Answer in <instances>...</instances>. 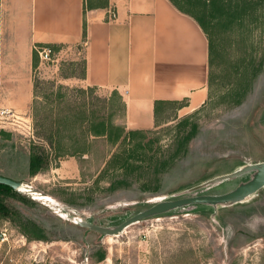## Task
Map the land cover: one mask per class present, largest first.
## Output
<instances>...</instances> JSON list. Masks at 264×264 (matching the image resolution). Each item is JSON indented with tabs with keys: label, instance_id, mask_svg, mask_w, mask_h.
Here are the masks:
<instances>
[{
	"label": "rangeland",
	"instance_id": "obj_1",
	"mask_svg": "<svg viewBox=\"0 0 264 264\" xmlns=\"http://www.w3.org/2000/svg\"><path fill=\"white\" fill-rule=\"evenodd\" d=\"M248 1L253 2L247 9L250 15L241 24L230 25L218 15L211 20L215 62L206 101L195 109L169 104L156 126L140 137L146 156L161 159L165 167L106 168L124 144H113L105 136L89 137V154H51L54 167L60 159H76L77 175L65 180L67 185L51 181L32 190L55 194L68 217L21 191L3 197L10 214L0 217V231L6 229L8 236L0 247L3 264H11L10 257L16 255L30 264H264V187L239 201L213 207L191 204L147 217L116 233L69 219L76 215L112 229L157 202L156 197L221 194L251 178L252 166L264 161V0ZM175 2L189 8L184 0ZM52 59L40 60L35 71L39 114L51 111L57 116L72 105L76 118L87 103L112 123L124 125L116 96L96 88L82 92L88 86L80 82V45L61 46ZM246 65L248 74L242 76ZM29 116L34 134L30 143L47 147L36 136L32 111ZM75 118L71 117L77 125ZM75 136L78 144L87 143L88 136ZM242 166L249 168L223 181ZM15 232L23 235L18 251L8 249Z\"/></svg>",
	"mask_w": 264,
	"mask_h": 264
},
{
	"label": "crops",
	"instance_id": "obj_2",
	"mask_svg": "<svg viewBox=\"0 0 264 264\" xmlns=\"http://www.w3.org/2000/svg\"><path fill=\"white\" fill-rule=\"evenodd\" d=\"M54 44L80 45L85 61L80 82L116 91L125 104L127 129L154 128L155 107L160 119L169 104L195 109L207 99V37L170 0H0V107L31 113L37 50ZM30 142L0 125V175L32 188L77 175L73 157L31 175ZM15 234L8 249L18 251L23 235ZM6 240L5 229L0 247Z\"/></svg>",
	"mask_w": 264,
	"mask_h": 264
},
{
	"label": "trees",
	"instance_id": "obj_3",
	"mask_svg": "<svg viewBox=\"0 0 264 264\" xmlns=\"http://www.w3.org/2000/svg\"><path fill=\"white\" fill-rule=\"evenodd\" d=\"M170 1L177 7V9L193 17L207 37L209 81V78H211V67L215 62V46L211 20L218 15L223 19V21H226L230 25L235 23L241 24L248 17V15H250L247 12V9L250 8V3L253 2L248 0H184L187 6H189V8H184L177 4L175 0ZM88 7H92V4H88ZM61 46L62 45L54 44L49 45L48 48H50L52 54H54V51L58 50ZM241 73L242 76H246L248 74L247 65ZM84 74L85 61L83 59V71L80 77H83ZM93 89H95V87L88 86L87 90H82V92L92 91ZM36 91L37 80L35 78V97ZM236 94H238V87ZM113 95L119 99L120 109L122 110L124 116L125 104L121 96L116 91L111 92V96ZM110 100L111 98L108 101L112 102ZM35 103L36 101L34 98L31 111L33 121L35 123L34 126L37 131L36 136L39 141L46 143L47 147L42 144L37 145L35 143L30 145L29 170L31 175H34L49 166V163L52 160L51 154H54V158H61L66 155L76 156L79 154H89L86 147L89 145V137L91 135L105 136L108 138L107 140L113 139V144H116L117 142L124 144V147H122L120 151L114 152L107 160L106 168L137 171L142 168L148 169V167L153 169H163L166 165L165 162L159 158L153 159L152 157L146 156V152L140 143V137H143V133L149 130L127 129L125 125L114 124L107 120L106 116L100 114L97 110L88 108L87 103H85L86 106L84 105V109L82 107L80 108L76 118L75 112L71 114V111L74 110L72 105H68L66 109L61 110L63 113L58 112L57 116L53 115L52 117L51 111H43L39 114V109L36 107ZM67 112H70V114H67ZM158 112V108L155 107L157 121L159 120ZM71 117L78 120L79 123L75 125V121L74 119H71ZM78 133L88 136V144L81 141L80 138L79 141H81V143L78 144V141L75 138V135ZM73 134L74 137H72ZM65 136L69 139V142L67 143L63 141ZM147 162L148 165L146 164ZM16 194L17 192L10 186L0 183V217L4 218L10 215L9 207L3 201V197H13ZM192 205H207L213 207V205L206 203H196Z\"/></svg>",
	"mask_w": 264,
	"mask_h": 264
},
{
	"label": "water",
	"instance_id": "obj_4",
	"mask_svg": "<svg viewBox=\"0 0 264 264\" xmlns=\"http://www.w3.org/2000/svg\"><path fill=\"white\" fill-rule=\"evenodd\" d=\"M252 167L254 169V173L252 174L249 180L238 184L235 188L225 193L199 194V195L179 197L176 199H166L165 197H162L147 209H144L143 211L134 214L133 216L129 217L119 225L114 226L112 229H107L101 226L92 225L83 220L76 219L77 225L84 226L101 232L116 233L122 231L126 226L138 222L144 218L155 216L157 214H161L186 205H191L196 203H206L214 206L224 201H239L244 197H246L247 195L255 193L256 191L264 187V161ZM248 168L249 166H242L234 170L231 174L224 177H227V179H233L239 176L240 174L244 173L245 171H247L246 169ZM0 183L10 186L15 191H20L19 185L21 184V182L19 181L0 175ZM69 219L72 221L74 218L73 216H70Z\"/></svg>",
	"mask_w": 264,
	"mask_h": 264
},
{
	"label": "built area",
	"instance_id": "obj_5",
	"mask_svg": "<svg viewBox=\"0 0 264 264\" xmlns=\"http://www.w3.org/2000/svg\"><path fill=\"white\" fill-rule=\"evenodd\" d=\"M108 15L111 19L115 18V12L110 9L108 11ZM38 51L39 58L41 61H52V51L48 47L41 48ZM0 125L2 127L9 128L12 131L18 132L25 138L31 139L34 137L33 134V124L31 117L28 114L17 112L11 108L0 107ZM24 190L21 192L30 195L32 199H34V192L32 189V185L25 184ZM68 213V212H67ZM73 220L75 224H77V220H82V218L73 215ZM2 239L1 241H3ZM23 245V244H22ZM11 264H30L24 261L21 256L16 255V257H10ZM0 264H3V261L0 260Z\"/></svg>",
	"mask_w": 264,
	"mask_h": 264
},
{
	"label": "bare ground",
	"instance_id": "obj_6",
	"mask_svg": "<svg viewBox=\"0 0 264 264\" xmlns=\"http://www.w3.org/2000/svg\"><path fill=\"white\" fill-rule=\"evenodd\" d=\"M19 186H20L19 187L20 191H22V190H24V187L26 185L21 183ZM33 194H34V199L41 200V201H44L45 203H48L52 208L57 210V212L59 213L60 216L68 217L67 211L62 209L61 203L58 200H56L55 198H53L52 196L43 194V193L38 192V191H35ZM159 199H161V197L155 198V200H159Z\"/></svg>",
	"mask_w": 264,
	"mask_h": 264
}]
</instances>
